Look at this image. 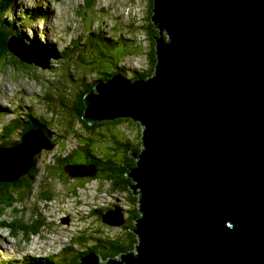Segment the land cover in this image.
<instances>
[{"label":"water","instance_id":"obj_1","mask_svg":"<svg viewBox=\"0 0 264 264\" xmlns=\"http://www.w3.org/2000/svg\"><path fill=\"white\" fill-rule=\"evenodd\" d=\"M152 19L156 75H115L85 97L88 123L145 127L131 174L143 213L138 255L90 253L78 264H264V0H154ZM13 38L10 50L33 64ZM51 149L34 130L1 148L0 182L17 181ZM96 172L67 166L70 177ZM103 221L124 223L118 208Z\"/></svg>","mask_w":264,"mask_h":264},{"label":"rangeland","instance_id":"obj_2","mask_svg":"<svg viewBox=\"0 0 264 264\" xmlns=\"http://www.w3.org/2000/svg\"><path fill=\"white\" fill-rule=\"evenodd\" d=\"M5 1L13 2L17 16L27 9L40 7L44 12L43 17L48 19H39L32 24L22 20L21 26L17 24L18 31L29 28L30 36L28 39L44 40L45 45L54 47L57 43L59 53L62 50L69 53L70 56L74 52L78 53L81 46L86 44L87 30H99L101 34L108 37L119 38L120 45L109 50L113 59L97 58L95 60V56H93L92 61L95 62V66H99L108 72L120 70L125 77H129V73L138 68L139 61L148 65L147 52H143V56H140L136 40L142 45L144 42L148 44L147 39H144V35L141 33L142 31L138 32L142 28L138 18H145L144 25L149 22L151 0H88L87 6H85V0H0V6L4 5ZM77 44L80 47L74 48L73 45ZM26 52L38 63L43 65L49 63L53 67L50 70H42L31 66L32 69L28 71L22 68L4 67L0 71V133L2 127L7 125V122L16 115L30 117L34 115L41 118L40 123H43L44 119L54 121L55 117L52 113L47 112L48 106L44 102L45 94L50 91L48 87H56L58 80L55 78L59 77L68 81L70 76H75L78 80L77 74L71 67L72 63L62 64L61 58L42 56L31 49H26ZM76 63L77 66H80L79 62ZM59 64L63 66L60 67ZM125 73L128 74L125 75ZM82 79L90 83L96 77L91 73L80 76L79 84L83 83ZM59 87H61L60 84ZM96 87L95 92L97 93ZM52 94L60 99L57 91H53ZM54 106L57 109H62L59 104H54ZM56 108H54L55 111ZM66 108L69 109V107ZM86 111L87 107L85 113ZM98 122L99 120L90 123V125ZM50 125L54 136L56 135L55 138L61 142L60 147H57L58 153H61V148L64 146H66L65 153L69 152L70 149L76 151L83 147L75 136L68 137L62 142L60 138L62 131L56 129L53 122ZM137 125L140 126L136 122L130 123L129 128L135 130ZM93 132L88 135L85 131L80 132L86 138L83 141L102 146H115L110 134L96 136ZM121 134H124L122 128ZM121 134L118 133V136ZM2 139L4 141L7 138L3 136ZM4 147H0V149ZM55 148L48 151L49 153L42 152L37 155V167L35 169L37 177L31 193L24 191L10 201H6L3 197L0 198V252L5 255L4 258L9 259V261H4L0 258L1 264H22L25 258L30 260L49 256H55L56 259L63 256L62 262L66 259L67 263L68 256L76 254L79 249L87 248V244L91 245L88 242L94 237L95 232L110 237L122 234L119 225L111 224L112 228L108 227L102 223L98 215H106L115 206L122 209L123 212L126 211V215L122 217L123 220L127 219V195L115 192L108 182L101 180L86 183L84 179L71 176L72 178H67L63 182L52 180L53 177H51V181L46 166L54 161L53 154L50 152L56 153ZM74 160L78 161L79 158ZM102 165L103 163L97 158L90 163V166L95 168ZM79 186L85 189L79 191L77 189ZM44 191H50V200L42 199ZM130 205L132 209H137L138 200ZM105 208L108 210L100 213ZM39 221H43V224L47 225L41 227L43 237H34L29 241L23 237L19 229L15 230L14 227L12 230L8 226V224L14 225V223L21 225L28 223L30 225L32 222ZM82 237L85 239H82L79 246L77 241L78 238Z\"/></svg>","mask_w":264,"mask_h":264},{"label":"trees","instance_id":"obj_3","mask_svg":"<svg viewBox=\"0 0 264 264\" xmlns=\"http://www.w3.org/2000/svg\"><path fill=\"white\" fill-rule=\"evenodd\" d=\"M4 5L0 6V68L4 66V64L9 59V50H8V42L11 36H18L22 40H25L26 35L24 33L19 34L17 24L19 26L22 25V19L26 21L27 17L31 20H36L41 18L42 12L38 10H26L24 13L17 16L15 13V6L13 2L9 3L7 1L4 2ZM153 7H154V0H151L150 9H151V17L149 18V22L147 23L146 27H143V32L146 35V38H149L150 41V49H149V57H148V70L141 72L135 71L131 78V81H135L136 78L143 77L144 80L152 78L155 76V69L157 65V50H156V42L154 41L160 36V30L157 27V24L154 23L152 20L153 15ZM28 11V12H27ZM26 14V15H25ZM21 20L19 23L18 21ZM167 38V35H164ZM114 42V43H113ZM119 38H112L108 39V37L99 36L98 33H91L86 37V44L81 46L79 52H74V54L67 58L65 56H61L62 62L72 63L71 67L73 71L77 74L78 80L75 76H70L68 81H65L61 77L55 78L58 80L56 87H54V91L58 92L60 99L53 96L51 94L46 97V105L48 106L47 112L52 113L55 117V120L48 121L43 120V123L34 124V122L28 121L30 120L29 117H21L14 119L8 126L4 128L5 134L4 137L7 139L3 141L0 140V147L4 146H11L16 144V141H11V136L18 130H20L19 125L21 123H25L27 127L23 130V132L28 131V129H42L45 134L49 137L50 140L54 144L59 143L58 147H60L61 142L60 140L56 139L53 140L54 133L51 130L50 123L56 126V129H60L62 133L60 134L64 136V138L74 137L76 140L81 142L80 149L76 151H71L65 153L66 146L61 148V153L55 155V159L52 163H49L46 168L48 169V177L51 180L55 179L58 182H63L65 179L69 178L67 174V166H75V165H87L88 163L93 162L94 159L102 160L106 162V173H98L96 176H87L82 179L85 180L86 183L93 182L96 180H101L108 182L115 191L119 193H123L128 196L129 200L133 201V187L134 182L129 176V170L136 166V160L130 159L128 156V151L125 152V155H121L120 153H112L108 151L109 147L106 148L102 145L95 144L93 142H86L85 136H83L80 132L85 131L86 135L90 134L92 131L94 135L100 136H107V134L111 135L113 140H118V133H121V128L127 126L126 124L133 123L131 120L126 118L114 119V120H101L94 125H90L85 119V108L87 107L85 101V95L91 94L94 95L95 86L99 83L106 82L108 79L113 77V75L117 72L113 70V72H108L102 69L99 66H95V62H93L92 57L95 56V60L97 58H107L113 59V55L109 52L110 49H113L112 45H119ZM32 44H38L40 50H43V46L38 41H32ZM98 44L107 45V47L100 48ZM74 48H79L80 45H73ZM137 48L142 52V46L137 45ZM58 52L56 49L53 51V55L56 57ZM67 55V53H65ZM80 63V66H77V63ZM10 66L17 67L20 66L22 68H27L22 62L14 60ZM119 67V66H118ZM117 67V68H118ZM28 69V68H27ZM119 69V68H118ZM94 74L96 79L92 82L87 83L84 79L83 83L79 84L80 76H86L87 74ZM62 75V73H61ZM82 82V81H81ZM59 84L61 87H59ZM54 104H59L62 106V109H57ZM66 107H69L67 109ZM54 108L57 110L55 111ZM100 126V127H99ZM113 126L112 128H110ZM49 127V128H48ZM98 127V128H96ZM96 128V129H95ZM95 129V130H94ZM110 129L115 130L114 132ZM137 136H140L143 129H139L138 125L135 127ZM2 133L0 134V137ZM66 138V139H67ZM115 141V142H116ZM126 143H131L128 139H125ZM85 142V143H84ZM5 144V145H4ZM4 145V146H3ZM129 146V145H128ZM138 152L141 151V147L138 146ZM79 158L78 161H75V158ZM36 164L32 166L29 172L21 176L17 181L14 182H0V198L6 199V201L13 200L16 198L17 194H21L24 191L32 192L33 186L36 182L37 172L35 171ZM64 175V176H62ZM51 180V181H52ZM79 191L84 190L82 186L77 188ZM50 191H44L42 195V199L50 200ZM1 200V199H0ZM105 210L100 211L102 213ZM141 213L139 209L136 211L135 209L130 210V215L127 217V221L121 225L120 230L122 234H119L115 237L107 236L103 233L95 232L94 237L88 242H93L94 244L88 246L87 248L79 249V252L76 254H72L68 256L67 263L62 262L63 257H59L56 259L55 257L49 256L47 261L43 264H78L79 258L81 257L80 252L81 250H85L87 252H97L102 256V259L119 257L122 255H126L128 253H132L131 251L135 249V247L139 243V239L137 234L134 231L135 224L132 222L133 219H137ZM100 216V215H98ZM47 226L43 224V221L39 222H32L30 225L25 223L24 225L21 224H12V230L15 227V230L19 229L20 233L23 237L29 241L34 237H43L41 227ZM84 237L78 238V245L80 246V242ZM77 255V256H76ZM78 260V261H77ZM21 264V263H19ZM22 264H41V263H28L24 260Z\"/></svg>","mask_w":264,"mask_h":264},{"label":"clouds","instance_id":"obj_4","mask_svg":"<svg viewBox=\"0 0 264 264\" xmlns=\"http://www.w3.org/2000/svg\"><path fill=\"white\" fill-rule=\"evenodd\" d=\"M8 2V4L11 2V1H7ZM87 3H88V0H85V6H87ZM146 5L148 6V4H147V1H146ZM154 8V7H153ZM40 10L41 12H42V16H41V18H39V19H42V20H47L48 18L47 17H43L44 16V12L42 11V9L40 8V7H37V8H31L30 10ZM28 10V9H27ZM26 11V10H25ZM24 11V12H25ZM148 11V10H147ZM26 15V14H25ZM152 17H153V15H152ZM102 18H103V16H102ZM39 19H36V20H31V19H29L28 17H27V19H26V21H24L23 19V21L24 22H28V23H30V24H32V22H35V21H37V20H39ZM145 18L143 17H140V18H138V21H139V23H141V25H142V28H140L139 29V31L138 32H141V33H143V35H144V39H147V41H148V44L146 43V42H144L143 43V45L141 44V43H138L137 42V40H136V44L137 45H141L142 46V52H140V56H143V54L145 53V52H147L146 53V57H147V59H148V57H149V49H150V41H149V38H146V35H145V33L143 32V27H146V25H144V23H145ZM153 20V19H152ZM155 23V22H154ZM159 29V28H158ZM29 28H26L25 30H23V31H19V34H21V33H24L25 35H26V38H25V40H22L21 38H19L18 36H11V37H14L13 39L14 40H16V44L17 45H19L22 49H24V51L26 52V49H31V50H33L34 52H36V53H38L39 55H42V56H51L52 58H61V56H65V57H67V58H70L71 56L69 55V53H67V52H65L64 50H62V51H60V53L58 52L57 53V55H56V57L53 55V51H54V49H53V46L52 45H45L44 44V40H39L38 42L39 43H41V45L43 46V50H40L39 49V47L36 45V44H32V41H37V40H30V39H28V36H30V34H29ZM88 31V34L86 35V37L88 36V35H90L91 33H98L99 34V36H102L103 38H104V36L105 37H108L107 35H104V34H101V31H99V30H95V31H93V30H87ZM28 32V33H27ZM10 37V38H11ZM85 37V38H86ZM160 37V36H159ZM10 38H9V42H8V50H9V59H8V61L4 64V66L3 67H1L0 68V71H2V69L4 68V67H8V68H10V69H19V68H22V67H20V66H17V67H11L10 66V64L14 61V60H17V61H19V62H22L27 68L25 69V68H22V69H24L25 71H28V70H30V69H32L31 68V66H35V67H38L39 69H42V70H50L52 67H53V65L52 64H45V65H43V64H40V63H38L37 61H35V60H33V58H31L29 55V57L34 61V63L33 64H29V63H27V62H25V61H23L19 56H17L16 54H14L11 50H10ZM112 38L113 37H108V39H111L112 40ZM155 42L157 41V39H155L154 40ZM114 43V42H113ZM119 45H120V42H119ZM119 45H117V46H115V45H112L113 46V49L114 48H116V47H118ZM102 46L105 48V47H107V45H102V44H98V47H100V48H102ZM149 47V48H148ZM156 50H157V44H156ZM144 52V53H143ZM20 53V52H19ZM27 53V52H26ZM65 53H67V55H65ZM21 55V54H20ZM60 62H62V59L60 60ZM36 63H38L39 65H36ZM147 63H148V60H147ZM62 64H66V62H62ZM144 65V66H143ZM44 66H48V68H44ZM59 66L61 67V66H63V65H61V64H59ZM147 66L148 65H145V63L142 61L141 63H140V61H139V64H138V68L137 69H134V70H132V72L131 73H129V77L128 76H124V73H121L120 72V70H118L114 75H113V77L115 76V75H122L124 78H126L127 80H129L130 82H135V81H141V80H144L143 79V77H141V78H139V76H138V78H136L135 79V81L133 80V81H131L130 80V78L133 76V73L135 72V71H141V72H144V71H146V70H148V68H147ZM122 68V67H121ZM126 74H128V73H125V75ZM155 75H156V69H155ZM113 77H111V78H113ZM110 78V79H111ZM153 78V77H152ZM131 79H134V78H131ZM149 79H151V78H149ZM149 79H146V80H149ZM109 80V79H108ZM107 80V81H108ZM52 84H54V83H52ZM99 84H101V83H99ZM98 84V85H99ZM49 88V92L47 93V94H45V96H44V101H46V97H48V95L49 94H51V92L52 91H54V88L53 87H48ZM97 94V93H96ZM86 95H88V94H86ZM86 95H85V97H86ZM21 117H24V116H18V115H16L13 119H11L9 122H7V125H5V126H3L2 127V129H1V133H2V136L0 137V140L1 141H3V136H4V134H5V130H4V128L6 127V126H8L14 119H17V118H21ZM29 118H30V120L28 119V121H29V123L30 122H34V124L35 125H37V123H40V121H41V118H37V117H35L34 115L32 116V117H30V116H28ZM120 119V118H119ZM126 119H129V120H131V122H135V121H133L131 118H126ZM36 120H39V121H36ZM100 121V120H99ZM136 123H138V122H136ZM127 126L124 128V130H123V133L125 134V136L127 137H125L124 136V134H121V136H118V140L119 141H116V140H113V142L115 143V146H113V145H107V146H104V147H106V148H108L109 147V149H108V151H111L113 154L114 153H117L118 151H120L121 152V155L123 156V155H125V152H127L128 151V156H129V158L130 159H134V160H136L137 162H136V166L134 167V168H132V169H130L129 170V176H130V178L133 180V182H134V186H137L138 185V182H136L132 177H131V174H132V172H133V170L134 169H136V168H138V163H139V160H141V155L143 154V151H144V144H145V141H144V132H145V127H143L142 125H140V126H138V128L139 129H143L142 130V132H141V134H140V136H137V134H136V130H134V129H131V128H129V124H126ZM23 127V128H22ZM27 127V125L25 124V123H21V125H19V128H20V130H18V131H16L12 136H11V138H10V140L11 141H16L17 143L16 144H14V145H11V146H5V147H12V146H16V145H18V144H21V142H22V138H23V135L24 134H26V133H28V132H30V131H42V132H44L42 129H38V128H36V129H28V131H26V132H23V130L25 129ZM52 128V127H51ZM0 133V134H1ZM44 134H45V132H44ZM46 135V134H45ZM15 136H18V137H15ZM47 136V135H46ZM56 136V135H55ZM55 136L53 137V140H56V139H58V138H55ZM47 138L49 139V137L47 136ZM60 138H61V141L63 142L64 140H66V138H67V136H66V138H64V136H60ZM109 139H111V138H109ZM125 139H128L131 143H126V141H125ZM139 140V144H138V140ZM49 141H50V143L53 145V149L55 148V150H56V153L55 152H50V153H52L53 154V157H54V159H55V155L57 154L58 155V149H57V147H58V144L59 143H56V144H54L53 142H52V140H50L49 139ZM116 141V142H115ZM136 141V142H135ZM4 142V141H3ZM34 143H35V141H34ZM129 145V146H128ZM138 146H140L141 147V151H139L138 152ZM52 150V149H51ZM51 150H42L40 153H42V152H45V153H49L48 151H51ZM120 152H118V153H120ZM39 153V154H40ZM39 154H37V155H39ZM35 156V158H34V164H36V159L38 158V156ZM3 157V156H2ZM20 160V159H19ZM1 161V160H0ZM100 162H102L103 163V165L102 166H100V167H96V175L100 172V173H106L107 172V170H106V162H103L102 160H99ZM12 163V162H11ZM34 164H33V166H34ZM87 166H90V163H88L87 164ZM36 167H37V164H36ZM2 171V170H1ZM95 175V176H96ZM94 177V176H93ZM69 178H72V177H70L69 176ZM84 178V177H83ZM80 179H82V178H80ZM105 181V180H104ZM110 187H112L111 185H110ZM113 190H114V188H113ZM115 191V190H114ZM115 192H117V193H119L118 191H115ZM120 194H123V193H120ZM132 198H133V201L131 202L130 200H129V198H128V196H127V199H128V201L126 202V206H127V214H128V217H129V215H130V210L132 209L131 208V203H135L137 200H138V207H137V209H135L136 211L139 209V212L141 213V215L137 218V219H133V223L135 224V228H134V231L137 229V225H138V222H139V220L143 217V213L141 212V197L139 196V195H136L135 193H134V191H133V196H132ZM116 208L117 207H113V209L112 210H110V211H115L116 210ZM106 209V208H105ZM104 209V210H105ZM119 210H120V212H121V214H122V216H125L126 215V211L125 212H123L122 211V209H120V208H118ZM133 210H134V208H133ZM105 211H107V210H105ZM110 211H108V212H110ZM104 212V211H103ZM103 215L104 214H102V215H100V216H98V218H101V221H102V223L103 224H105L106 226H108V227H111L112 228V226L111 225H109V224H106L104 221H103ZM124 218L122 217V220H123ZM124 221V223L127 221V219H125V220H123ZM8 226H11V225H9L8 224ZM120 227L121 226H119V230H120ZM121 231V230H120ZM136 233V232H135ZM12 234H13V232H12ZM137 234V233H136ZM137 236H138V234H137ZM1 237V236H0ZM39 238H41V237H39ZM89 244H94L93 242H91V243H89ZM88 246H90V245H88ZM136 248H137V246L135 247V249H133L131 252L132 253H134V255H138V253H137V250H136ZM90 253H96V254H98L97 252H87V251H85V250H81V252H80V258H79V261H78V263H80L81 262V258L82 257H84L85 255H87V254H90ZM128 254H130V253H128ZM128 254H126V255H128ZM100 255V254H99ZM126 255H122V256H119V257H113V258H107V259H103V260H105V261H107L108 259H113V260H117V261H122L123 260V257L124 256H126ZM101 256V255H100ZM53 257H55V256H53ZM59 257H63V256H59ZM49 257H39V258H32V259H27L28 260V262L29 263H41V264H43L45 261H47V259H48ZM55 258H57V257H55ZM64 258V257H63ZM63 258H62V260H63ZM101 259H102V256H101ZM65 263H66V259H65V261H64ZM70 264V263H69Z\"/></svg>","mask_w":264,"mask_h":264},{"label":"bare ground","instance_id":"obj_5","mask_svg":"<svg viewBox=\"0 0 264 264\" xmlns=\"http://www.w3.org/2000/svg\"><path fill=\"white\" fill-rule=\"evenodd\" d=\"M25 9V8H24ZM28 12V11H27ZM38 45V44H37ZM54 47V46H53ZM57 48H58V44L56 43V46L54 47V49H56V52H58L57 51Z\"/></svg>","mask_w":264,"mask_h":264},{"label":"flooded vegetation","instance_id":"obj_6","mask_svg":"<svg viewBox=\"0 0 264 264\" xmlns=\"http://www.w3.org/2000/svg\"><path fill=\"white\" fill-rule=\"evenodd\" d=\"M105 210H108V208H106Z\"/></svg>","mask_w":264,"mask_h":264}]
</instances>
